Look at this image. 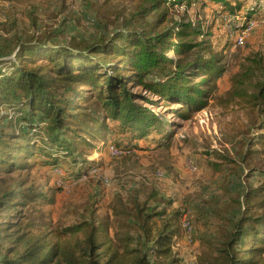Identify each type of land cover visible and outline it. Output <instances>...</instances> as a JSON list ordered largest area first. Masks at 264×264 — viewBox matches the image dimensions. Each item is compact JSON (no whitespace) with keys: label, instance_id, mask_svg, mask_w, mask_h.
Wrapping results in <instances>:
<instances>
[{"label":"trees","instance_id":"trees-1","mask_svg":"<svg viewBox=\"0 0 264 264\" xmlns=\"http://www.w3.org/2000/svg\"><path fill=\"white\" fill-rule=\"evenodd\" d=\"M123 2L110 34L73 36L60 44L53 40L55 33H48L34 42L0 47V264H183L174 247L183 238L181 212L159 210L160 201L153 203L158 193L129 191L119 183L114 193L126 206L123 211L113 206V219L95 215L53 226L36 205L46 192L34 191L21 171L32 168L27 160L36 148L53 168L71 158L67 164L75 170L72 166L68 179L81 177L98 162L78 150L73 138L92 152L106 150L109 143L121 150L122 141L138 146L161 133L155 111L160 102L178 105L175 110L187 117L203 109L225 64L208 45L210 27L194 20L189 7L200 3L206 10L214 4L219 14L241 16L244 28L264 18V0ZM233 43L227 38L224 47ZM248 60L233 80L231 95L255 117L256 132L246 145L264 152V56ZM248 148L239 153L240 165L251 153ZM24 151L26 161L16 163ZM60 151L64 157H55ZM230 191L226 186V195ZM262 192L264 186L249 185L243 198L231 196L226 211L242 209L217 230L199 234V264H264V213L253 214L251 202ZM221 213L216 209L214 215L222 219Z\"/></svg>","mask_w":264,"mask_h":264},{"label":"rangeland","instance_id":"rangeland-1","mask_svg":"<svg viewBox=\"0 0 264 264\" xmlns=\"http://www.w3.org/2000/svg\"><path fill=\"white\" fill-rule=\"evenodd\" d=\"M122 2L0 0V47L10 49L20 40L34 42L48 33H55L53 40L60 44L73 36L90 38L99 33L110 34L119 12L130 6L124 1L123 8ZM185 8V4L176 7L175 12L181 14ZM188 12L194 20H201L206 28L210 27L207 30L210 34L212 31V35L207 37L208 45L212 46L211 51L223 55L225 64L223 75L212 85L206 106L187 117L175 110L178 105L160 102L155 111L162 120L156 128L161 133L136 142L138 146L122 141V151L109 143L106 150L92 152L79 139L73 138L78 150L98 162L96 171L81 181L67 177L68 172H72L73 165L67 164L71 158L66 159L63 166L53 168L44 161L48 162L46 153L31 149L34 154L27 162L32 163V168L21 174L30 178L34 191L46 192V199L36 202L45 222L64 226L95 215L113 219V206L118 211H123L126 206L114 193L119 183L129 185V191L145 189L146 193H158L153 203L160 201L159 210L165 207L181 212L183 238L174 245L175 251L183 264H199L198 256L202 252L199 234L217 230L216 227L226 224L230 216L239 214L242 208L238 206L230 214L226 211L231 206V196L243 198L245 187L264 186V152L246 145L247 139L256 132L252 128L255 117L231 95L233 80L242 72L244 64L251 63L248 58L256 54L264 56V26L255 28L246 37L244 45L233 43L224 47L229 30L239 32V19L231 24L218 13L214 4L202 10L200 3H193ZM106 25L108 30L103 31ZM10 57L13 58V54ZM167 134H171L170 138H166ZM244 148L251 153L246 162L240 161V165L239 153ZM25 154L24 151L14 161L23 164L27 159ZM54 155L64 157L61 151ZM226 186L231 190L230 196L226 195ZM251 202L256 205L253 214L264 213V192L253 197ZM216 209L222 212V219L214 215ZM185 218L193 225V241L185 238ZM155 222L160 224L161 218H156Z\"/></svg>","mask_w":264,"mask_h":264},{"label":"built area","instance_id":"built-area-1","mask_svg":"<svg viewBox=\"0 0 264 264\" xmlns=\"http://www.w3.org/2000/svg\"><path fill=\"white\" fill-rule=\"evenodd\" d=\"M222 17L227 19L231 24L239 19L240 25H239V32L234 31V30H229V39L234 40L235 45H244L246 43V37L258 26L263 25L264 26V18L261 20H252L247 23V25L244 28H241L245 22V20L242 19L241 16L239 15H234V14H228L224 13L222 14ZM231 28V26H230ZM122 151V150H121ZM89 158V157H88ZM90 159V158H89ZM93 159V158H91ZM95 168H92L88 171V173H84L81 177H74L76 181H81L82 179H87L89 175L93 174L95 172ZM73 179V178H71ZM73 180V181H75ZM65 185V184H64ZM183 228L185 231V238L193 241V225L190 220H185L183 221Z\"/></svg>","mask_w":264,"mask_h":264}]
</instances>
